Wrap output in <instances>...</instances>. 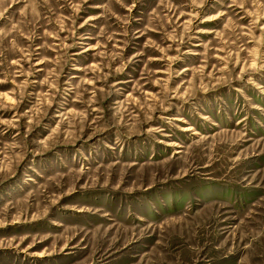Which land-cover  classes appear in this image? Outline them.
I'll return each instance as SVG.
<instances>
[{"label": "rangeland", "instance_id": "rangeland-1", "mask_svg": "<svg viewBox=\"0 0 264 264\" xmlns=\"http://www.w3.org/2000/svg\"><path fill=\"white\" fill-rule=\"evenodd\" d=\"M0 264H264V0H0Z\"/></svg>", "mask_w": 264, "mask_h": 264}]
</instances>
